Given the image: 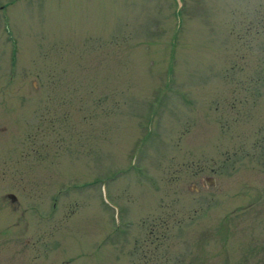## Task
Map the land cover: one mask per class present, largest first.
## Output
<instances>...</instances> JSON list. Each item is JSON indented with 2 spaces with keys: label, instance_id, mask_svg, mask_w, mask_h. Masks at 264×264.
<instances>
[{
  "label": "rangeland",
  "instance_id": "1",
  "mask_svg": "<svg viewBox=\"0 0 264 264\" xmlns=\"http://www.w3.org/2000/svg\"><path fill=\"white\" fill-rule=\"evenodd\" d=\"M0 264H264V0H0Z\"/></svg>",
  "mask_w": 264,
  "mask_h": 264
},
{
  "label": "water",
  "instance_id": "2",
  "mask_svg": "<svg viewBox=\"0 0 264 264\" xmlns=\"http://www.w3.org/2000/svg\"><path fill=\"white\" fill-rule=\"evenodd\" d=\"M205 180L207 183H214L213 178L211 176H206ZM8 197H10L11 200L15 199V195L11 192L7 193Z\"/></svg>",
  "mask_w": 264,
  "mask_h": 264
},
{
  "label": "flooded vegetation",
  "instance_id": "3",
  "mask_svg": "<svg viewBox=\"0 0 264 264\" xmlns=\"http://www.w3.org/2000/svg\"><path fill=\"white\" fill-rule=\"evenodd\" d=\"M4 196H6V193L4 194ZM151 231H150V229H149V233H150ZM145 256V253L144 252H141V254H140V257H144Z\"/></svg>",
  "mask_w": 264,
  "mask_h": 264
}]
</instances>
